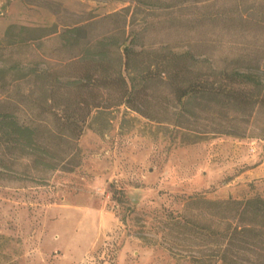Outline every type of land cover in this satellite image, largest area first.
Returning <instances> with one entry per match:
<instances>
[{"label":"trees","instance_id":"trees-1","mask_svg":"<svg viewBox=\"0 0 264 264\" xmlns=\"http://www.w3.org/2000/svg\"><path fill=\"white\" fill-rule=\"evenodd\" d=\"M44 35L24 54L0 45V186L73 171L84 129L122 107L185 143L264 140V0H133ZM182 200L158 210L149 243L178 264H264L263 196Z\"/></svg>","mask_w":264,"mask_h":264},{"label":"rangeland","instance_id":"rangeland-1","mask_svg":"<svg viewBox=\"0 0 264 264\" xmlns=\"http://www.w3.org/2000/svg\"><path fill=\"white\" fill-rule=\"evenodd\" d=\"M132 4L0 0V45L11 42L28 53L53 27ZM111 116L105 131L84 129L73 171L57 170L40 186H0V264H178L145 239L156 238L160 208L178 210L184 196L196 193L264 197V140L215 134L185 143L171 127L133 110Z\"/></svg>","mask_w":264,"mask_h":264},{"label":"crops","instance_id":"crops-1","mask_svg":"<svg viewBox=\"0 0 264 264\" xmlns=\"http://www.w3.org/2000/svg\"><path fill=\"white\" fill-rule=\"evenodd\" d=\"M261 170H262V165H260L258 168H256V170H255L256 172H254V173H257V172L259 173ZM252 173H253V171H252Z\"/></svg>","mask_w":264,"mask_h":264}]
</instances>
